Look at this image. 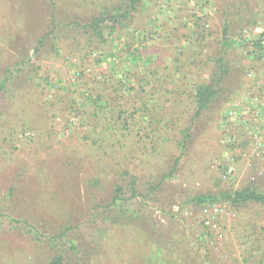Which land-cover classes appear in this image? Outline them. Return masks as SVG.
<instances>
[{"label": "rangeland", "instance_id": "rangeland-1", "mask_svg": "<svg viewBox=\"0 0 264 264\" xmlns=\"http://www.w3.org/2000/svg\"><path fill=\"white\" fill-rule=\"evenodd\" d=\"M130 3L0 0V264H264V244L232 222L260 218L263 204L218 201L237 213L223 241L199 223L206 204H193L264 194V177L250 179L264 157L247 169V134L220 123L231 107L264 108V54L248 43L264 0H143L128 28L96 34L94 19ZM217 76L199 115L194 90ZM237 156L224 180L218 162ZM118 187L130 213L111 206Z\"/></svg>", "mask_w": 264, "mask_h": 264}, {"label": "trees", "instance_id": "trees-1", "mask_svg": "<svg viewBox=\"0 0 264 264\" xmlns=\"http://www.w3.org/2000/svg\"><path fill=\"white\" fill-rule=\"evenodd\" d=\"M142 1L143 0H131L130 5L117 7L113 10V12L107 13L105 15H102L100 18L94 19L92 22V27L96 31V34L102 35V31H103L102 25H104L106 22H109V24H111V28L113 30H116L118 27H121L122 29L128 28L129 20H131L134 17V14L137 12L138 5ZM263 37L264 34L262 35L261 38H257L253 41L248 42L251 44L252 53L264 54ZM44 41L45 39L42 38L40 40V44L44 43ZM239 43L242 45L243 41L238 42L237 43L238 46H240ZM240 47L244 48L243 45ZM221 72L225 74L227 73V69L225 67H221ZM215 80L216 82L212 80L211 83H201L194 90V98L197 105V114L199 115H201V113L204 110H206L215 101V99L220 93L218 89V83L220 80H222L221 76L215 77ZM3 89H4V84L0 83V92H2ZM103 98H105L104 95H99L97 97L98 102L101 101L103 102L104 100ZM98 106H99L98 108L99 112H105L108 109L107 108L108 105L106 103L104 104L102 103V105L99 104ZM109 112L114 113V110L110 109ZM125 113L131 118V121L134 122L135 111L131 113L129 111H123L121 109L118 111L119 118L123 119ZM144 119L146 120L147 117H144ZM130 124H131L130 121H127L126 119L124 123L126 128H128ZM123 195H124V189L122 187H118L111 206H114L115 210H118V213H119V209H121L122 213H130L129 210L124 208L123 202L125 201V199L123 198ZM133 195L134 196L137 195V191L135 189L133 190ZM220 200L229 202L234 206L244 205L249 202H256L264 205V194L258 192V190H256L255 187H247L245 189L235 192H230V191L225 192L221 194V197L213 196V195H209V196L199 195L194 197L193 204L202 206L203 204L217 203ZM51 264H63V257L62 256L55 257Z\"/></svg>", "mask_w": 264, "mask_h": 264}, {"label": "built area", "instance_id": "built-area-1", "mask_svg": "<svg viewBox=\"0 0 264 264\" xmlns=\"http://www.w3.org/2000/svg\"><path fill=\"white\" fill-rule=\"evenodd\" d=\"M261 30L263 31L260 37L257 38H261L264 34V26ZM258 31L259 29H257ZM259 102L264 105V100ZM256 104H250L249 107L245 108L241 106L231 107L220 122L225 132L227 129L238 125L247 134V141L249 142L250 148H248L249 150L247 152H243L245 150L242 149L239 150V152H242V158L247 162V169L252 168L254 160L264 157V108ZM224 140H226L224 143L230 152L237 149L238 143L236 137L227 134ZM236 158L239 157H230L227 162H218L217 167L221 170L224 180H230L237 174ZM259 177H264V171L259 170L255 172L254 175H251L250 179L252 182H256ZM200 217L199 223L203 231L208 235H214L217 240L223 241L226 237L227 230L222 221L226 218H237V213H230L227 207L222 204L212 203L206 204L201 209Z\"/></svg>", "mask_w": 264, "mask_h": 264}, {"label": "crops", "instance_id": "crops-1", "mask_svg": "<svg viewBox=\"0 0 264 264\" xmlns=\"http://www.w3.org/2000/svg\"><path fill=\"white\" fill-rule=\"evenodd\" d=\"M232 222L235 223L234 225H235L236 232L241 233V232H244L245 230L246 235L250 234V238L247 239V240H250L249 244L256 243L257 246L264 244V231H262V228L264 227V213H261L260 218H259V215L255 213V215H253L252 217V220L251 219L247 220L244 217H241L237 222L235 221H232ZM255 224L259 226V228H257L256 226H253ZM255 232H259L258 235H256Z\"/></svg>", "mask_w": 264, "mask_h": 264}]
</instances>
